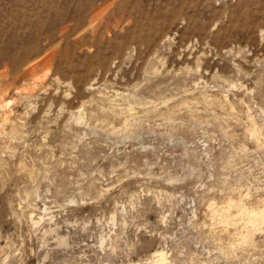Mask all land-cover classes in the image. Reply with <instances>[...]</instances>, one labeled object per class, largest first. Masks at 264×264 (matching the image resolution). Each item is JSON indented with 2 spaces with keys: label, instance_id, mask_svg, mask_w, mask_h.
<instances>
[{
  "label": "rangeland",
  "instance_id": "rangeland-1",
  "mask_svg": "<svg viewBox=\"0 0 264 264\" xmlns=\"http://www.w3.org/2000/svg\"><path fill=\"white\" fill-rule=\"evenodd\" d=\"M230 197L264 201V0H0V264H264Z\"/></svg>",
  "mask_w": 264,
  "mask_h": 264
},
{
  "label": "bare ground",
  "instance_id": "bare-ground-1",
  "mask_svg": "<svg viewBox=\"0 0 264 264\" xmlns=\"http://www.w3.org/2000/svg\"><path fill=\"white\" fill-rule=\"evenodd\" d=\"M35 79V78H34ZM37 79V78H36ZM33 82V81H32ZM35 82V81H34ZM195 83V82H194ZM33 85V84H32ZM91 85V83H90ZM38 86V85H37ZM87 86V85H86ZM89 86V85H88ZM95 86V85H94ZM198 86V85H197ZM234 86V85H233ZM35 87V86H34ZM91 87V86H90ZM88 87V88H90ZM237 87V86H236ZM98 88V87H97ZM20 89V88H19ZM27 89V87H26ZM100 89V88H99ZM40 90V89H39ZM101 90V89H100ZM113 91V90H112ZM27 92V91H26ZM100 92V91H99ZM119 92V91H118ZM23 93V91H22ZM192 93V91H191ZM118 94V93H116ZM114 94V95H116ZM28 95V94H26ZM113 95V94H112ZM130 95V94H129ZM207 95H209L207 93ZM206 95V96H207ZM108 96V95H107ZM196 96V95H195ZM117 97V96H116ZM202 97V96H201ZM204 97V96H203ZM212 97V96H211ZM221 97V95H220ZM226 97V96H224ZM23 98V96H22ZM27 98V97H26ZM186 98V97H185ZM207 97H205V99H203L205 102H211L213 101L212 98L210 99H206ZM93 99V98H92ZM130 99V98H128ZM113 100V99H112ZM118 100V99H117ZM131 100V99H130ZM192 100V99H191ZM197 100V99H196ZM227 100V99H226ZM231 100V99H230ZM3 102V100H1ZM108 101V100H106ZM195 101V100H193ZM217 101V100H216ZM240 101V100H239ZM6 102H8V100H6ZM5 102V103H6ZM146 102V101H145ZM227 102V101H226ZM243 102V101H242ZM185 103V102H184ZM191 103V102H190ZM197 103V102H196ZM232 103V102H231ZM234 103V102H233ZM2 104V103H1ZM130 104V103H129ZM145 104V103H143ZM189 104V103H188ZM212 104V103H211ZM214 104V103H213ZM135 105V104H134ZM198 105V104H197ZM226 105V104H225ZM234 105V104H233ZM3 105H1L2 107ZM123 106V105H122ZM121 106V107H122ZM131 106V105H130ZM136 106V105H135ZM211 106V105H210ZM218 106V105H217ZM216 106V107H217ZM230 106V105H229ZM114 107V106H113ZM129 107V105H128ZM151 107V106H150ZM221 107V106H220ZM80 108V107H79ZM79 108L78 112L79 111ZM82 108V107H81ZM112 108V107H111ZM131 108V107H130ZM201 108V107H200ZM230 108V107H229ZM249 108V107H248ZM2 109V108H1ZM101 109V108H100ZM120 109V108H119ZM125 109V108H124ZM220 109V108H219ZM105 110V109H104ZM142 110V109H141ZM225 111V110H224ZM72 112V111H71ZM83 112V111H82ZM174 111H172L173 113ZM116 113V112H115ZM211 113V112H210ZM71 114V113H70ZM82 114V113H81ZM209 114V113H208ZM227 114V112H226ZM74 115V114H73ZM127 115V114H126ZM232 115V114H231ZM251 115V114H250ZM109 116V114H108ZM215 116V115H214ZM76 117V116H74ZM73 117V118H74ZM77 117H81L80 113L78 114ZM217 117V116H216ZM7 118V117H6ZM83 118V117H82ZM138 118V117H137ZM76 119V118H75ZM79 119V118H78ZM127 119V118H126ZM135 119V118H134ZM218 119V118H217ZM224 119V118H223ZM222 119V120H223ZM81 120V119H80ZM118 120V119H117ZM133 120V119H132ZM137 120V119H136ZM140 120V119H139ZM234 120V119H233ZM247 120V119H246ZM251 120V119H250ZM253 120V119H252ZM77 121V120H76ZM81 122V121H79ZM78 122V123H79ZM227 122V121H226ZM254 122V121H253ZM247 123V122H246ZM245 123V124H246ZM250 123V122H249ZM2 124V123H1ZM16 124V123H15ZM124 124V123H123ZM131 124V123H130ZM251 127L250 128L248 125V127L250 128L249 132L251 136L258 137L259 134L257 129L258 127L251 121ZM18 126V125H17ZM127 126V125H126ZM246 126V127H247ZM14 127V126H13ZM123 127V126H122ZM135 127V126H134ZM257 127V129H256ZM16 129V128H15ZM123 129V128H122ZM127 129V128H126ZM20 130V129H19ZM19 136V135H18ZM250 137V136H249ZM258 140V139H257ZM262 140V139H261ZM257 142V141H256ZM260 143V142H259ZM240 192V191H239ZM248 194V193H247ZM233 195V194H232ZM242 195V194H241ZM238 199V198H237ZM242 199V198H241ZM241 199L236 200L235 198L233 199L232 197H230L225 204L221 205V206H217L214 203H210L209 204V212H210V216L211 219L216 220V222L218 221L219 224H221V226L223 227L222 230H227L229 233L233 230V234L236 236V238L233 239V242H231V246L233 247L234 245H236L235 241H240L242 243H250L252 242L253 239V235L256 231H260V230H264V201L262 199V201H260L256 206H251L252 203L250 205H247L246 203L242 202ZM212 202V201H211ZM254 204V203H253ZM35 215V214H34ZM37 215V214H36ZM33 216V215H32ZM114 219V218H113ZM39 221H41V215L40 217L35 216V217H30V222L33 224V226L35 224H39ZM212 222V220H211ZM215 222V221H214ZM217 223V224H218ZM216 224V223H215ZM214 225V224H213ZM230 226L233 227V229H230ZM214 232V231H213ZM215 233V232H214ZM232 235V234H231ZM60 236V235H59ZM234 236V237H235ZM64 237L62 236V238L59 240L64 242L62 239ZM105 240V239H104ZM254 241V240H253ZM241 243V244H242ZM229 244V245H230ZM240 244V245H241ZM252 244V243H251ZM254 244V243H253ZM103 245V244H102ZM250 246V245H249ZM102 247V246H101ZM166 253L165 251H163V249H159V250H155L152 251V261L150 262H154L155 264H160L161 262L166 261ZM151 258V257H150Z\"/></svg>",
  "mask_w": 264,
  "mask_h": 264
}]
</instances>
